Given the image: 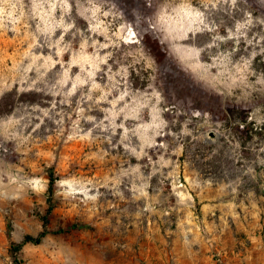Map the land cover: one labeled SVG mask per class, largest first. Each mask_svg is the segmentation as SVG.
I'll use <instances>...</instances> for the list:
<instances>
[{
	"label": "rangeland",
	"instance_id": "obj_1",
	"mask_svg": "<svg viewBox=\"0 0 264 264\" xmlns=\"http://www.w3.org/2000/svg\"><path fill=\"white\" fill-rule=\"evenodd\" d=\"M51 175L24 264H264V0H0V264Z\"/></svg>",
	"mask_w": 264,
	"mask_h": 264
},
{
	"label": "trees",
	"instance_id": "obj_2",
	"mask_svg": "<svg viewBox=\"0 0 264 264\" xmlns=\"http://www.w3.org/2000/svg\"><path fill=\"white\" fill-rule=\"evenodd\" d=\"M57 179L53 178V175L50 177L49 183V193L50 196L48 197V204L49 207L46 211V215L41 217L42 221V231L37 236L26 235L21 243H11L10 246V254L13 259L14 264H24V262L19 257V252L21 251L22 247L26 244H33V245H40L43 240L50 234L48 230L49 225V216L52 214L54 210V204L52 202L51 193L53 191L54 183ZM63 233V231H61Z\"/></svg>",
	"mask_w": 264,
	"mask_h": 264
},
{
	"label": "crops",
	"instance_id": "obj_3",
	"mask_svg": "<svg viewBox=\"0 0 264 264\" xmlns=\"http://www.w3.org/2000/svg\"><path fill=\"white\" fill-rule=\"evenodd\" d=\"M107 259L105 255L98 254L92 255L89 260H87L86 264H105L104 260ZM112 264V263H111ZM115 264H139L137 262H123V263H115Z\"/></svg>",
	"mask_w": 264,
	"mask_h": 264
}]
</instances>
